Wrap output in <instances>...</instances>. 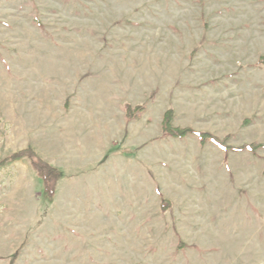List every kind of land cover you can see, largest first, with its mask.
I'll return each instance as SVG.
<instances>
[{
    "label": "rangeland",
    "instance_id": "obj_1",
    "mask_svg": "<svg viewBox=\"0 0 264 264\" xmlns=\"http://www.w3.org/2000/svg\"><path fill=\"white\" fill-rule=\"evenodd\" d=\"M168 109L264 145V0H0V160L60 173L0 164V264H264V146Z\"/></svg>",
    "mask_w": 264,
    "mask_h": 264
},
{
    "label": "trees",
    "instance_id": "obj_2",
    "mask_svg": "<svg viewBox=\"0 0 264 264\" xmlns=\"http://www.w3.org/2000/svg\"><path fill=\"white\" fill-rule=\"evenodd\" d=\"M144 110V107L139 105L136 107H132L130 104H127L125 106V112L127 118H137V113H140ZM173 117H174V111L172 109H168L164 113L163 121H162V130L164 134L178 137V138H184L189 134L196 135L202 143H205L207 140H210L214 142L215 144L221 146L224 150H229L232 147L227 145L226 139H219V137L212 135L208 131H197L191 127H180V126H174L173 125ZM264 146L263 144H245L238 148H232L236 150H250L255 151L259 147ZM23 157H26L30 160V163L32 167L39 172V174L42 176V182H43V189L48 195H54L56 183L58 182L60 178L59 169L55 167L54 165L46 162L43 160L32 148H26L19 150L4 159L0 160V164H4L9 161L21 159ZM167 207V204L164 205V208ZM17 258V254L13 255V259L15 260ZM13 260V261H14Z\"/></svg>",
    "mask_w": 264,
    "mask_h": 264
}]
</instances>
